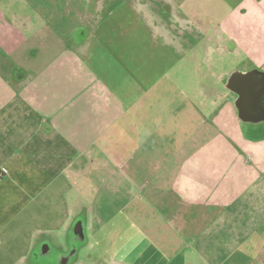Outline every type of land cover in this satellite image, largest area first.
Here are the masks:
<instances>
[{
    "label": "crops",
    "instance_id": "crops-1",
    "mask_svg": "<svg viewBox=\"0 0 264 264\" xmlns=\"http://www.w3.org/2000/svg\"><path fill=\"white\" fill-rule=\"evenodd\" d=\"M115 1L0 0V264H264V111L226 87L264 84V0H216L207 44L184 21L243 62L199 75L193 128L140 64V27L148 46L171 26L125 19L169 1Z\"/></svg>",
    "mask_w": 264,
    "mask_h": 264
},
{
    "label": "rangeland",
    "instance_id": "rangeland-1",
    "mask_svg": "<svg viewBox=\"0 0 264 264\" xmlns=\"http://www.w3.org/2000/svg\"><path fill=\"white\" fill-rule=\"evenodd\" d=\"M119 1L120 0H118L117 3ZM129 1L132 0H126V3L128 4ZM150 1L152 2L153 0ZM168 1L171 5L161 4L160 2H153L155 11H152L151 13L141 11L142 14L138 17H134L133 14H130V16H128L125 12V19H130L131 21L141 19L142 21L158 22L159 16V19H162L166 22L167 25L171 26V36H174V40L171 41L173 42L165 41L164 44L161 39H157L155 40V43L150 44L148 46L145 45V36H147L148 34L146 33V30L143 27H140L139 34L142 41L140 64L146 70H150L148 69L150 62L156 65L158 63H161L162 67L167 68L169 74L165 77L164 82H166L167 85L171 84V92H167V95L173 102L174 114H180L179 110L176 109V106L181 105L182 103L184 114L187 113V111L189 114V127L193 128V125L195 124V118H193L195 114L193 112L195 111L196 104V100L193 97V91L198 81H202V76L199 75L203 73L208 75L209 78L211 77L215 81L220 80V83H223L225 78L227 77L226 75L231 71L236 70L239 65L243 62L241 61V58L237 57L234 54L225 53L222 51L214 52L212 54L213 51H211V49V52L209 51L210 54H207L209 56L208 58L206 57L207 55L202 56L203 54H201L200 46L196 44L197 41L195 40V38H198V35H195V31H198V29L196 27V29H194V27H186L187 25L185 24V22H191L198 18V20L204 22L205 25L204 34H199V40L202 39L201 44L203 41H205L206 44L209 41H212V38L208 37V35L212 34L211 29H209L208 26L212 25V22L215 20L213 13V5L214 2L216 3V0ZM238 1L239 0H230L228 1V4H235ZM112 3L113 1H110V5H112ZM182 5L184 10L181 9ZM165 7L169 9L167 10L165 9ZM121 15L122 13L120 11H116L113 16L110 17V20H117L118 18H120ZM191 35L195 37L192 40ZM188 39L189 41L187 42ZM208 46L211 47V45L209 44ZM206 48H208L207 45ZM159 51H164L163 53H165L167 60H163L164 54H158ZM158 56L162 57L161 61H158ZM154 57L155 60L153 59ZM156 76L157 75H154L155 78L159 79V77ZM210 82L213 83V81ZM222 89L223 87H221V90ZM211 92L207 91L206 89V92L204 94L206 101V111H209V109L207 108V105L209 104L208 100H212L213 97ZM217 95H219V93ZM185 109H187V111H185ZM205 115L207 117V114ZM239 128L244 133H249V130L247 126H245V124H239L238 129ZM257 130L259 132H262L260 133L261 135H264V123L260 125ZM49 260H52V257ZM37 262L40 263V259H38Z\"/></svg>",
    "mask_w": 264,
    "mask_h": 264
},
{
    "label": "water",
    "instance_id": "water-1",
    "mask_svg": "<svg viewBox=\"0 0 264 264\" xmlns=\"http://www.w3.org/2000/svg\"><path fill=\"white\" fill-rule=\"evenodd\" d=\"M253 71L242 73L234 71L227 79L226 87L237 93L238 97L235 101V105L238 110V116L243 120H249L251 118L257 119L255 115V107H259L264 111V84H250L247 82L248 77H251ZM255 88L257 90H255Z\"/></svg>",
    "mask_w": 264,
    "mask_h": 264
},
{
    "label": "built area",
    "instance_id": "built-area-1",
    "mask_svg": "<svg viewBox=\"0 0 264 264\" xmlns=\"http://www.w3.org/2000/svg\"><path fill=\"white\" fill-rule=\"evenodd\" d=\"M2 176V173H0V177Z\"/></svg>",
    "mask_w": 264,
    "mask_h": 264
}]
</instances>
